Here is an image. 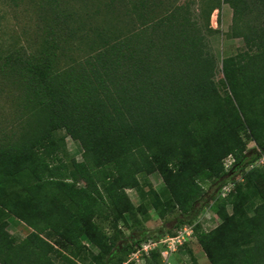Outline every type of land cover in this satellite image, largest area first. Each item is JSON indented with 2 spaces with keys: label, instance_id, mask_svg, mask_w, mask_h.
<instances>
[{
  "label": "trees",
  "instance_id": "obj_1",
  "mask_svg": "<svg viewBox=\"0 0 264 264\" xmlns=\"http://www.w3.org/2000/svg\"><path fill=\"white\" fill-rule=\"evenodd\" d=\"M116 1L115 33L94 29L81 58L60 65L56 36L31 55L4 56L22 100L17 127L0 139V264H123L143 243L184 226L210 264H264V165L255 166L264 156V24L243 21L248 0H212L202 28L189 3ZM221 2L244 46L219 63L207 38ZM66 137L79 144L80 162L65 161ZM230 182L217 204L220 223L197 235L192 223ZM145 187L160 217L178 213L155 230L107 235L100 221L143 209L126 191L142 200ZM9 218L26 237L9 233ZM160 255L153 249L145 264H162Z\"/></svg>",
  "mask_w": 264,
  "mask_h": 264
},
{
  "label": "rangeland",
  "instance_id": "obj_2",
  "mask_svg": "<svg viewBox=\"0 0 264 264\" xmlns=\"http://www.w3.org/2000/svg\"><path fill=\"white\" fill-rule=\"evenodd\" d=\"M108 1L0 0V139L9 135L17 127L19 121L17 118L18 109H20V101L22 100L21 90L6 71L4 72L2 66L4 56L13 49L31 55L33 52L38 51L45 40H50L52 36H56V39H59L60 49L63 50L60 65H64L68 60L81 58L88 51L90 40L94 37V29H101L111 37L115 33L118 20L122 19L119 2L113 0L109 7H105L104 4ZM163 1L166 4L169 3V5L177 2L189 3V11L199 28H202L205 24L206 11L212 7V0ZM248 1L251 10L248 11L243 21L246 20V22L256 26L263 25L264 0ZM56 16H59L58 19ZM209 25L215 31L207 39L219 63L223 58L232 56L243 48L244 40L241 33L237 32L238 34L233 35L235 27L240 25L239 21L236 24L233 22L232 10L227 4L221 2L220 10L215 9L212 11ZM246 141L248 149L255 148L253 142ZM65 142L67 148L65 161L70 162L74 159L80 162L82 150L79 144L70 137H66ZM263 158L264 156L255 163V166L261 168L264 165ZM239 179L240 176L237 177V180ZM149 181L153 189L158 192L162 189V180L157 173L151 174ZM148 190L149 187H145L146 197L142 200L135 190H127L126 192L133 204L135 206L142 204L143 209L135 211L134 214H126L123 219H115L110 216L108 219L100 221L103 231L109 236L121 232L125 237H128L134 232H139L141 228L155 230L165 226V223L169 222L178 212L176 210L167 211L164 218L160 217L152 206L154 198L152 195L147 194ZM160 196L164 204L165 196L161 194ZM220 198L222 197L218 195L217 200L211 206L204 207L192 223L197 235L212 230L220 223L221 220L216 213ZM8 222L7 230L12 236L24 238L29 233V230L22 223L12 218H9ZM81 241L85 246H89L86 238L82 237ZM89 249L92 250V254L97 253L96 249L90 246ZM155 249L161 252L159 260L162 264H190L191 257L196 258L198 264H210L197 239L192 237L186 238L181 246H176L175 250L172 251H168L162 244H158ZM165 250H167L166 254L163 253ZM151 251L149 250L148 253ZM148 253L137 250L126 256L123 264H145L144 257ZM83 258L80 257L77 262L87 264L88 260Z\"/></svg>",
  "mask_w": 264,
  "mask_h": 264
},
{
  "label": "built area",
  "instance_id": "obj_3",
  "mask_svg": "<svg viewBox=\"0 0 264 264\" xmlns=\"http://www.w3.org/2000/svg\"><path fill=\"white\" fill-rule=\"evenodd\" d=\"M232 162H233V159L231 157H228L225 160V164H224L225 168H228ZM234 187H235V185L232 182L224 185L219 191V196H221L222 198L226 197L228 194H230L233 191ZM192 235H193L192 227L191 226H184L182 229H180L178 231L176 236L166 237L164 239H161L159 242L154 241V242L146 243L145 245L141 246V249L139 251H143L145 253H148L149 250L155 249V247L158 244H162L165 246V248L168 251H172V250H175L176 246H181L185 242L186 238L189 239L192 237ZM167 250H165L163 253L166 254Z\"/></svg>",
  "mask_w": 264,
  "mask_h": 264
}]
</instances>
